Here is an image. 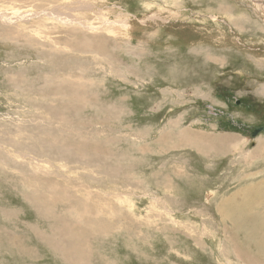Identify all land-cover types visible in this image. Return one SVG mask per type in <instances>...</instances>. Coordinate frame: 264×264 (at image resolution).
<instances>
[{"label":"rangeland","instance_id":"1","mask_svg":"<svg viewBox=\"0 0 264 264\" xmlns=\"http://www.w3.org/2000/svg\"><path fill=\"white\" fill-rule=\"evenodd\" d=\"M31 1L0 0V264H264V0Z\"/></svg>","mask_w":264,"mask_h":264},{"label":"bare ground","instance_id":"2","mask_svg":"<svg viewBox=\"0 0 264 264\" xmlns=\"http://www.w3.org/2000/svg\"><path fill=\"white\" fill-rule=\"evenodd\" d=\"M12 1V0H11ZM16 1H19V0H16ZM38 1H40V0H34V1H31L32 3H29V7L31 8H34V10H36V11H38V12H35V11H31V10H26V11H24L23 13H21L20 14V16L19 17H15V19L16 20H19V21H17L18 23L19 22H21V23H26L27 25H29L30 24V21H31V19H34V18H36L38 15L39 16H44V17H39V18H45V17H47L46 19H51V20H56V21H58L59 23H62L63 25H65L66 27H68V28H70V29H72V30H74V28H75V25H77V26H80L81 28H83L84 30H86V31H89V30H93V28L92 27H90V25H88V23H87V21H79V20H76V18H75V16H73L72 14H70V13H73L72 12V10L71 9H69L68 10V12H64L63 13V10L61 9V5H52L51 3L52 2H54V1H50L49 3H48V5H49V7L48 8H43L42 6H40L39 5V3L40 2H38ZM56 2H58V0H56ZM66 6V5H65ZM71 6V5H70ZM20 7H21V5H20ZM66 10V9H65ZM41 13V14H40ZM14 18V16H12V15H9V12L8 11H5V12H3V13H1L0 14V20H2V21H4V22H11L12 21V19ZM45 20V19H44ZM54 25V27H56L58 24L57 23H55V24H53ZM30 26H31V24H30ZM44 28H45V26H43L42 28H37L36 29V31L33 33L32 32V29H34V28H32L31 29V31H30V33H32V34H34V35H45V32H44ZM40 30H42L41 32H39ZM44 33V34H43ZM92 43V42H91ZM83 44H85V49L86 50H89V49H91V46H89V44H87L86 42H84ZM90 51V50H89ZM190 135H192L191 137H190V139L192 140V142L194 141L195 142V146H196V148L198 149L199 148V150L200 151H202V153H204V151H205V153L206 152H208V149H209V146H208V143L206 144V143H204V141L202 142V141H200V139H199V137H198V135L197 134H191V133H189ZM205 135V134H204ZM258 135V134H257ZM186 136V134L185 133H183V137H185ZM218 137H222V138H220L221 140H223V142L224 143H226V144H229L230 145V139H228V138H223V136L221 135V136H218ZM193 138V139H192ZM202 139H204V138H201V140ZM207 139V138H206ZM190 141V140H189ZM217 141V140H216ZM242 141V140H241ZM198 142H200V144L198 143ZM222 143V142H221ZM196 144H199V145H196ZM206 144V145H205ZM259 144H260V147H259V149L257 150V152L258 151H260V150H264V140H261L260 142H259ZM210 150V149H209ZM256 152V153H257ZM259 173V172H258ZM263 184H264V181L262 182ZM258 185V184H257ZM255 188V187H254ZM249 189V188H248ZM262 189V188H261ZM244 190H246V189H244ZM255 190V189H254ZM249 192V191H248ZM252 193V192H251ZM250 193V194H251ZM254 194H256L255 192H253ZM237 194H238V192H237ZM253 195V194H252ZM245 196H247V195H245ZM239 198H241V197H239ZM251 198V197H250ZM229 200H230V198H229ZM232 200V199H231ZM248 200H250V199H248ZM264 200V199H263ZM263 200H261V201H263ZM233 201V200H232ZM260 202V201H259ZM235 203V202H234ZM247 203V202H246ZM224 204V203H223ZM228 205V204H227ZM237 205H239V204H237ZM250 205V204H249ZM239 206H241V205H239ZM225 207V206H224ZM223 207V208H224ZM226 208H227V206H226ZM228 208H230L231 209V207L229 206ZM238 208H236V210H237ZM223 212L222 213H225V211L224 210H222ZM235 211V208H234V210H233V213H235L234 212ZM237 211H239V210H237ZM237 211H236V213H237ZM240 212V211H239ZM243 212V211H242ZM235 213V214H236ZM226 214V213H225ZM227 215V216H226ZM225 215V217H227V219H229L230 221L231 220H234V216L236 217H239L240 215H241V213H240V215L238 216V215H234L233 216V214L231 213V211L229 212L228 211V213ZM250 215V214H249ZM256 216V215H255ZM257 219H258V217H257ZM244 221V220H243ZM248 221V220H247ZM249 224V223H248ZM251 224V223H250ZM261 233V232H260ZM257 234H258V232H257ZM252 238V237H251ZM251 238H249V239H251ZM253 239H255V236L253 237ZM256 240H257V238H256ZM255 240V241H256ZM260 240V239H259ZM250 241V240H249ZM259 242V241H258ZM257 242V243H258ZM259 244V243H258ZM257 244V245H258ZM262 244V243H261ZM261 246V245H260ZM259 246V247H260ZM263 246V245H262ZM258 247V248H259ZM262 249H264V247H262ZM259 262V261H258Z\"/></svg>","mask_w":264,"mask_h":264},{"label":"water","instance_id":"3","mask_svg":"<svg viewBox=\"0 0 264 264\" xmlns=\"http://www.w3.org/2000/svg\"><path fill=\"white\" fill-rule=\"evenodd\" d=\"M262 131H264V127H258V128H255V130L250 135L252 137H255V136H257V134H259Z\"/></svg>","mask_w":264,"mask_h":264}]
</instances>
